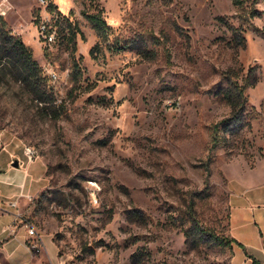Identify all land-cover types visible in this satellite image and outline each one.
Instances as JSON below:
<instances>
[{"label":"rangeland","instance_id":"rangeland-1","mask_svg":"<svg viewBox=\"0 0 264 264\" xmlns=\"http://www.w3.org/2000/svg\"><path fill=\"white\" fill-rule=\"evenodd\" d=\"M238 1L0 0L53 100L39 108L0 68V132L46 168L40 190L19 199L20 226L48 253L54 244L64 264L241 258L192 229L229 237V181L264 167V0ZM98 11L104 40L84 17ZM231 69L239 80L252 69L257 82L243 128L211 149V126L230 114L221 95Z\"/></svg>","mask_w":264,"mask_h":264},{"label":"crops","instance_id":"crops-1","mask_svg":"<svg viewBox=\"0 0 264 264\" xmlns=\"http://www.w3.org/2000/svg\"><path fill=\"white\" fill-rule=\"evenodd\" d=\"M14 161L17 167L12 165ZM260 168L264 169L256 165L241 171L238 181H229L228 234L244 247L232 243L233 254L237 250L242 253L235 264H264V183L257 185L253 180L259 172L264 173ZM45 171L44 163L28 157L19 140L0 132V264H64L55 245L52 243L53 251L48 253L42 239L39 252L31 253L29 237L20 226L19 199L40 190ZM8 202H15V207Z\"/></svg>","mask_w":264,"mask_h":264},{"label":"trees","instance_id":"trees-1","mask_svg":"<svg viewBox=\"0 0 264 264\" xmlns=\"http://www.w3.org/2000/svg\"><path fill=\"white\" fill-rule=\"evenodd\" d=\"M234 5L238 4V0H231ZM52 5L49 3V6ZM100 11L93 14H84L85 19L90 24L96 35L104 40L108 36L109 26L102 19ZM177 31L182 33L181 29L177 26ZM75 37V34H73ZM81 37L83 35L81 34ZM236 43L244 45V37L240 36L236 39ZM96 47V46H95ZM119 49V46H116ZM6 70L11 75L13 80L20 84L21 88L30 90L33 100L37 101L39 108H46L47 104L53 100L50 92L47 89V77L43 74L41 68L37 62L33 59L30 49L23 43L20 36L12 33L10 29L6 27V23L0 17V68ZM226 79V86L222 92V100L230 108V114L228 118L222 119L215 123L210 128V143L211 149H215L226 134H237V132L243 128L244 124L241 119V114L247 104L246 89L252 87L257 82V76L254 71L248 70L245 77H241L234 69L228 70L224 73ZM219 125L221 128L219 129ZM249 127V126H248ZM222 131L224 137L219 135ZM205 171L209 173L208 165H206ZM207 182V178L205 179ZM195 231H200L203 235H207L212 238V242L219 246H232L235 243L239 247H244L230 237H222L213 235L211 232L202 229L198 223H194L192 227ZM137 258L133 261V264L137 263ZM255 263V260H253Z\"/></svg>","mask_w":264,"mask_h":264},{"label":"built area","instance_id":"built-area-1","mask_svg":"<svg viewBox=\"0 0 264 264\" xmlns=\"http://www.w3.org/2000/svg\"><path fill=\"white\" fill-rule=\"evenodd\" d=\"M41 5H45L46 0H37ZM40 34L45 37L49 42L54 40V34L52 32H48L46 29L45 22H42L39 26ZM25 153L28 157L32 156V153L29 150H25ZM8 206L15 207V202H9ZM27 235L29 237V241L27 242V246L31 253L37 254L39 252V248L41 246V238L36 234L35 230L31 227H27Z\"/></svg>","mask_w":264,"mask_h":264},{"label":"water","instance_id":"water-1","mask_svg":"<svg viewBox=\"0 0 264 264\" xmlns=\"http://www.w3.org/2000/svg\"><path fill=\"white\" fill-rule=\"evenodd\" d=\"M12 165H13L14 167H17V166H18L17 161H14Z\"/></svg>","mask_w":264,"mask_h":264}]
</instances>
